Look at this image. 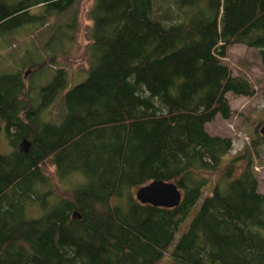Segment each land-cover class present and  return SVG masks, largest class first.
I'll use <instances>...</instances> for the list:
<instances>
[{
  "label": "trees",
  "instance_id": "1",
  "mask_svg": "<svg viewBox=\"0 0 264 264\" xmlns=\"http://www.w3.org/2000/svg\"><path fill=\"white\" fill-rule=\"evenodd\" d=\"M74 2L0 0V38ZM88 14L90 67L65 92L59 123L40 111L66 84L63 69L38 89L20 70H0V120L12 146L0 153V264H155L207 174L218 180L169 264H264V194L252 167L264 134L255 127L258 137L222 167L232 139L205 129L217 114L231 116L228 92L255 93L223 58L242 43L259 49L264 66V0H94ZM74 27L75 14L46 45L58 32L71 41ZM48 161L59 178L80 176L51 205ZM154 179L177 185V206L136 200L131 191ZM35 206L38 215L29 213Z\"/></svg>",
  "mask_w": 264,
  "mask_h": 264
},
{
  "label": "rangeland",
  "instance_id": "2",
  "mask_svg": "<svg viewBox=\"0 0 264 264\" xmlns=\"http://www.w3.org/2000/svg\"><path fill=\"white\" fill-rule=\"evenodd\" d=\"M94 0H75L74 4L58 16L52 17L44 22L42 26L28 24L19 28L14 35H6L0 38V70L14 72L20 70L27 84L36 85V89L54 80L57 69L66 72L67 82L62 86L55 96L54 101L44 110L40 111V117L45 121L59 123L64 116L65 108L62 100L65 92L72 86L82 82L90 67L87 50L90 42L89 9ZM157 7V1L155 2ZM159 15L163 10L154 9ZM75 14V27L72 29L73 39L68 41L62 39L61 32L55 34L51 43L46 45L53 27L65 26L71 22ZM157 15V16H158ZM66 28V27H64ZM68 30V28H66ZM70 32V31H69ZM32 66L29 64L32 62ZM223 61L229 65L232 74L241 76L249 81L255 93L252 96H237L231 92L227 93L232 114L225 119L217 114L215 118L205 125L210 135L230 137L232 147L223 154L221 166H225L237 153L241 152L246 145L252 143L259 134V128L264 121V66L261 63L259 49L247 47L242 43L233 44L227 52ZM259 124V125H258ZM263 135V134H262ZM258 146L259 155L253 159V169L258 175V190L264 194V138ZM12 146L7 135L5 124L0 120V153L8 154ZM44 171L50 178L52 195L49 204L62 199L68 195L71 187L80 179V176H71L69 179L59 178L55 166L48 161ZM209 183L203 188L196 203L191 207L183 222L179 225L177 232L163 256L155 264H169L171 251L181 233L187 228L189 222L196 214L204 197L210 193L218 176L207 174ZM137 189L131 192L135 197ZM29 213L40 214L38 207H31ZM264 236V230H262Z\"/></svg>",
  "mask_w": 264,
  "mask_h": 264
},
{
  "label": "water",
  "instance_id": "3",
  "mask_svg": "<svg viewBox=\"0 0 264 264\" xmlns=\"http://www.w3.org/2000/svg\"><path fill=\"white\" fill-rule=\"evenodd\" d=\"M259 132L264 134V124L260 126ZM29 145L30 142L23 139L20 143L21 150L28 152ZM135 198L142 204L172 208L180 203L182 193L174 182L154 179L140 186L135 192Z\"/></svg>",
  "mask_w": 264,
  "mask_h": 264
}]
</instances>
